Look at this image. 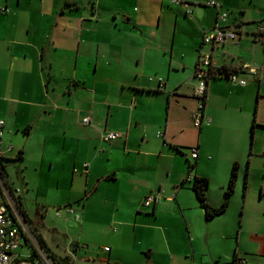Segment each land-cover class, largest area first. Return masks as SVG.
I'll use <instances>...</instances> for the list:
<instances>
[{
  "label": "crops",
  "instance_id": "1",
  "mask_svg": "<svg viewBox=\"0 0 264 264\" xmlns=\"http://www.w3.org/2000/svg\"><path fill=\"white\" fill-rule=\"evenodd\" d=\"M206 1L0 0V9L8 8L0 10L4 145L13 132L39 134V154L50 167L59 165L60 180L70 159L71 184L58 182L66 188L54 213L67 225L77 222L90 239L79 235L66 255L57 253L40 229L50 207L33 219L22 196L37 233L70 264H264V41L255 40L264 0H217L220 7ZM221 11L237 38L211 48L215 69L248 62L260 77L242 72L245 85L223 73L211 77L196 127L194 72L204 32L223 24ZM109 130L122 135L105 141ZM10 152L22 156L24 147ZM236 161L229 205L207 219L193 177L208 178L207 200L218 206ZM152 192L162 199L146 207ZM132 220L141 230L137 247L124 244Z\"/></svg>",
  "mask_w": 264,
  "mask_h": 264
},
{
  "label": "built area",
  "instance_id": "2",
  "mask_svg": "<svg viewBox=\"0 0 264 264\" xmlns=\"http://www.w3.org/2000/svg\"><path fill=\"white\" fill-rule=\"evenodd\" d=\"M178 3L179 0H170ZM208 5L220 7L217 0H207ZM0 10L8 11V8ZM228 17L227 11H221L218 18L222 21V25H215L211 29L204 32L202 45L197 59L194 77L196 84L193 89V95L198 99V107L192 111L193 124L201 127L204 121L203 109L207 95L208 80L218 74H225L232 82L245 85L246 79L240 76L242 72H249L259 76L258 69L248 62H242L237 68L230 71H218L215 69L212 60L211 48L225 44L227 41L237 38L236 29L226 24ZM255 40L264 41V23H259L258 32ZM162 80L161 77H159ZM208 121L210 119H207ZM82 121L89 123L90 117L84 116ZM4 127L5 120L0 117V264H54L52 258L46 250L40 245L35 234V228L31 222L27 221L21 209V189L11 184L9 174L4 167L6 154L13 149L12 144L4 145ZM122 134L119 131H105L102 138L105 141H113ZM159 136L163 135L162 131L158 132ZM191 155L196 158L198 156V148H191ZM88 162L84 163L85 171L88 169ZM162 199L160 192H152L144 198V205L150 207L159 203ZM73 211V209H71ZM77 215V214H76ZM77 217V216H76ZM26 245L27 248L35 253L34 260H29L30 254L21 255L17 253L18 249ZM106 250L109 247H105ZM29 250V251H30Z\"/></svg>",
  "mask_w": 264,
  "mask_h": 264
},
{
  "label": "rangeland",
  "instance_id": "3",
  "mask_svg": "<svg viewBox=\"0 0 264 264\" xmlns=\"http://www.w3.org/2000/svg\"><path fill=\"white\" fill-rule=\"evenodd\" d=\"M173 21L174 19L172 18V22ZM168 36L169 38H171V31L170 33L168 32ZM110 94L115 95L114 93ZM105 115L106 108L104 110L103 116L101 117L102 123H104ZM79 132L80 130H78V133ZM11 135L14 136V140L11 143L16 147L18 145H20L21 147L23 146L24 152L22 156L15 155V157H10L12 156V152L8 153L9 159H6L5 162L7 163V172L9 174V179L15 184L16 187H20L21 196L25 198L26 207L30 211L33 219H37V212H44L47 206L46 204H48L51 209L50 215H48V218L45 221L46 224H41L40 229H42V231L45 233L46 240L55 249V251L61 255H66L68 250L70 249L71 244L78 241L79 235H81L83 238L85 237L90 239V237L87 236V234H89L88 230L87 232L85 229L81 230L77 222L71 224L69 223L67 225L63 223V219H58V217L54 213V209L57 207V205H54L53 203L56 202V200L61 199V193L65 190L64 188H66L65 185L69 187L71 184V175L69 174L71 168H69L68 165L70 159L68 158V161L66 163L65 180H60V176L62 173L59 165L55 164L54 167H50V163L48 161L45 162L43 160V156L39 154V149L41 148V139L39 134H36L34 132L27 135V133L25 134L23 132H13ZM46 153L49 154V151ZM87 159L88 157L86 156L79 157V160ZM59 181H62L65 185L62 184V187H58ZM61 204V206L64 205V203L62 202ZM61 212L64 214L63 216L67 215L65 211L62 210ZM239 214L240 213L237 209L236 215ZM107 215H113V212L111 210H108ZM114 215H118V217L123 218V216L121 215L125 214L117 212ZM162 215H172V213L170 211H166V213H162ZM254 217L255 215H250L248 219ZM116 222H118V220L110 221L109 224H112V226L116 227ZM59 223L64 226L65 231L61 232L60 229H55V226H52L53 224L59 225ZM128 228L130 230V235L128 238L124 239V244L131 243L132 245L134 244L135 247H137V242L141 233L140 225L138 226V228H136L132 220ZM141 228L143 233L144 226L141 225ZM185 232L188 236L186 230ZM93 244L94 243L92 241H89L88 245L91 248ZM99 244H103V242ZM80 245L82 246V243H80ZM163 245L164 243L162 242V246ZM17 253H20L21 255H27L29 253V250L26 245H23L18 249ZM81 254L83 256L79 255V261H84V259L81 258L86 255L84 250H82ZM82 264L90 263L84 262Z\"/></svg>",
  "mask_w": 264,
  "mask_h": 264
},
{
  "label": "trees",
  "instance_id": "4",
  "mask_svg": "<svg viewBox=\"0 0 264 264\" xmlns=\"http://www.w3.org/2000/svg\"><path fill=\"white\" fill-rule=\"evenodd\" d=\"M6 159H9V158H5V160ZM188 166H189V171H191L194 168V163H189ZM238 170H239V163H238V161H236L233 163V166H232V169L230 172V176H229V180H228V183L225 187L223 201L218 206H212L207 200V190L209 188L208 178L205 176H197V175H195L193 177L192 189L194 190L195 195H196L201 207L204 209L207 219H211L214 216L223 213L226 210V208L228 207L229 202H230V197L233 194V192L235 190L236 183H237ZM21 209H22V212L24 214L25 219L30 222L29 216L26 213V210L24 209V207ZM35 234L38 238L40 245L46 250L48 255L52 258V260L54 261V264H70L67 256L58 257L57 255H55L51 251V249L47 246L43 237L39 233H37L36 230H35ZM28 250H30V249L28 248ZM29 254H30V256L28 259L33 261L35 253L32 250H30Z\"/></svg>",
  "mask_w": 264,
  "mask_h": 264
},
{
  "label": "flooded vegetation",
  "instance_id": "5",
  "mask_svg": "<svg viewBox=\"0 0 264 264\" xmlns=\"http://www.w3.org/2000/svg\"><path fill=\"white\" fill-rule=\"evenodd\" d=\"M4 167H5V169H6V171H7V163L6 162H4ZM21 208H23L24 206H23V201H21Z\"/></svg>",
  "mask_w": 264,
  "mask_h": 264
}]
</instances>
